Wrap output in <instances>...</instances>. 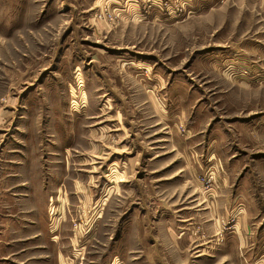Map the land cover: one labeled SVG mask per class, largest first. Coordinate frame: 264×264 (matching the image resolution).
Here are the masks:
<instances>
[{
  "label": "rangeland",
  "instance_id": "374dc122",
  "mask_svg": "<svg viewBox=\"0 0 264 264\" xmlns=\"http://www.w3.org/2000/svg\"><path fill=\"white\" fill-rule=\"evenodd\" d=\"M217 5L0 0V188L45 224L0 264H264V79L212 56L264 4Z\"/></svg>",
  "mask_w": 264,
  "mask_h": 264
},
{
  "label": "crops",
  "instance_id": "0c3cea01",
  "mask_svg": "<svg viewBox=\"0 0 264 264\" xmlns=\"http://www.w3.org/2000/svg\"><path fill=\"white\" fill-rule=\"evenodd\" d=\"M237 1H244L248 5H254L255 3L264 4V0H204V2H207L208 4L218 3L217 7H221L224 3H236ZM245 8H247V5H245ZM249 11V16H255V13L252 12L251 8H249ZM251 17H248L247 19L250 20L252 19ZM238 18L239 15L236 14L235 25ZM232 46L233 45L227 44L215 47L216 49L212 50V56L216 59L217 54V60L222 61V64L225 60L228 62L230 68H232L231 75L233 81H239L240 83H244L246 85H253L256 84L257 81L264 79V57H262L264 56V32L257 34L254 38L251 36L250 39L243 42L244 48L243 46H239L235 49ZM245 49L248 52L245 51ZM238 67L245 68L238 71ZM21 163L23 164V162ZM23 168L24 165H22V169ZM30 168L33 170V166L29 163L28 169ZM25 174V178H23L16 187H12L11 189L0 188V193H2V195L11 196L9 201L5 199L7 196L4 198L2 197L0 201V244H3L5 246L4 248L10 244L16 243L18 240L14 238L18 234L24 235L25 232L22 233L23 228H27L28 233L31 231L32 234L27 236V238L31 239L34 244L39 243L40 236L44 237L42 235L39 236L38 234V232H42L44 230L45 224L44 219H41L44 211L38 205L35 186L33 185L35 182L33 181L35 172ZM24 179L27 180L26 184L24 183ZM21 184L26 185V187ZM19 200L23 201L27 205V210H24L23 216H19L14 207H9L10 204L12 205ZM39 202L41 203V201ZM14 228L18 229L19 233H17ZM2 259L7 260L8 257L5 256Z\"/></svg>",
  "mask_w": 264,
  "mask_h": 264
}]
</instances>
